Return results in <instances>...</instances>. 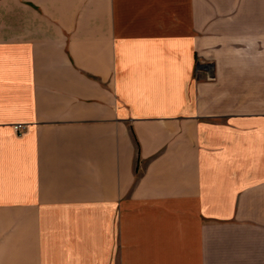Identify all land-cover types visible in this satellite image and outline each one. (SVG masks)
<instances>
[{
    "label": "crops",
    "instance_id": "0c3cea01",
    "mask_svg": "<svg viewBox=\"0 0 264 264\" xmlns=\"http://www.w3.org/2000/svg\"><path fill=\"white\" fill-rule=\"evenodd\" d=\"M0 264H264V0H0Z\"/></svg>",
    "mask_w": 264,
    "mask_h": 264
},
{
    "label": "built area",
    "instance_id": "2783aa9c",
    "mask_svg": "<svg viewBox=\"0 0 264 264\" xmlns=\"http://www.w3.org/2000/svg\"><path fill=\"white\" fill-rule=\"evenodd\" d=\"M15 129L18 130L19 128H21L22 126L20 124L14 125Z\"/></svg>",
    "mask_w": 264,
    "mask_h": 264
}]
</instances>
